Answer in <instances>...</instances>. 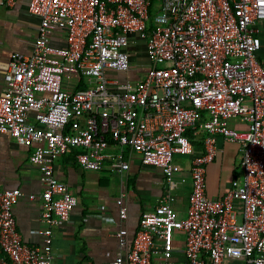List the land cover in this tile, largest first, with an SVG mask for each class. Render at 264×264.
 <instances>
[{"label": "built area", "instance_id": "2783aa9c", "mask_svg": "<svg viewBox=\"0 0 264 264\" xmlns=\"http://www.w3.org/2000/svg\"><path fill=\"white\" fill-rule=\"evenodd\" d=\"M16 1L0 0V8ZM29 10L40 18L38 35L31 55L11 56L0 133L33 149L30 161L45 189L29 199L43 202L47 226L37 232L39 245L25 243L14 214L23 192L0 190V264H53V230L78 204L55 175L56 156L76 148L85 170L115 159L125 171L129 149L170 186L182 170L178 158L192 152L189 131L208 135L204 153L191 162L186 218H177L176 196L167 190L114 264H264V0H31ZM58 32L64 47L53 44ZM140 40L149 67L138 81H120L116 75L132 69L130 48ZM71 79L86 88L70 90ZM234 119L248 130L232 129ZM214 136L239 145L245 173L219 200L206 195ZM176 233L186 236L183 261L173 255ZM127 236L126 229L116 234L122 247Z\"/></svg>", "mask_w": 264, "mask_h": 264}, {"label": "crops", "instance_id": "0c3cea01", "mask_svg": "<svg viewBox=\"0 0 264 264\" xmlns=\"http://www.w3.org/2000/svg\"><path fill=\"white\" fill-rule=\"evenodd\" d=\"M30 3L31 0H17L13 7L0 8V97L5 89L4 78L11 56L15 53L31 55L34 49L41 21L30 12ZM53 44L64 47L65 33L58 32ZM130 53L132 69L126 74L116 75L120 81H138L141 77L139 71L143 68L146 72L149 67L145 42L138 41L130 48ZM83 83L71 79L67 87L70 90L81 89ZM240 122L238 128L247 131L248 124ZM72 123L73 128L81 120ZM188 134L192 139V152L183 159L178 158L182 170L170 186H165L164 175L159 168L143 165L139 155L129 149L124 150V158L130 166L125 171L120 170L115 159L106 160L99 171L85 170L76 159L83 150L76 148L56 156L55 175L68 185L78 204L71 212L69 221L53 230V264H114L118 256L131 247L142 215L154 210L167 190L176 196L174 208L177 218H186L192 192L191 162L204 153V139L208 135L204 131L198 132L196 136L193 131ZM214 139L217 156L207 169L206 195L209 199L219 200L243 182L245 173L239 145L221 136H214ZM117 150L112 146L110 152L116 153ZM32 152L33 149L20 146L11 135L0 133V190H22L23 196L14 214L18 232L25 243L33 246L41 243L37 232L47 225L40 219L43 202L29 199L30 195H39L45 189L43 174L30 161ZM123 208L127 210L126 219H121ZM121 229L128 231L127 247H122L116 237ZM184 252L174 239V258L183 261ZM155 261L160 262V259Z\"/></svg>", "mask_w": 264, "mask_h": 264}, {"label": "rangeland", "instance_id": "374dc122", "mask_svg": "<svg viewBox=\"0 0 264 264\" xmlns=\"http://www.w3.org/2000/svg\"><path fill=\"white\" fill-rule=\"evenodd\" d=\"M153 13L154 14H156L157 13V9H154L153 10ZM152 21H150L149 22V29L150 28H152ZM261 28H262V34H261V37H262V39H263V42H264V25H261ZM143 69V68H142ZM140 70L139 71V74H141V76H143L144 74H145V70ZM139 77V76H138ZM137 77V78H138ZM141 78V77H140ZM139 78V79H140ZM133 80H136V79H133ZM240 119H234V120H231L230 121V127L232 128V129H234L235 131H238V132H242L243 130H241V129H239L238 128V125L241 123L240 121H239ZM240 122V123H239ZM243 122V121H242ZM244 124V123H243ZM181 159H183V158H181ZM175 240H176V242H177V245H178V247L180 248V250H182V251H186V236H185V234L184 233H179L178 235H177V237H175ZM185 253V252H184ZM236 263H239V262H235V263H233V264H236Z\"/></svg>", "mask_w": 264, "mask_h": 264}, {"label": "trees", "instance_id": "16d2710c", "mask_svg": "<svg viewBox=\"0 0 264 264\" xmlns=\"http://www.w3.org/2000/svg\"><path fill=\"white\" fill-rule=\"evenodd\" d=\"M151 19H150V21H152V24H153V17H154V13H153V8L151 9ZM84 88H86V85L85 84H83V87L81 88V89H84ZM72 126H73V123L72 122H70L69 123V125H68V127H67V129H66V132L67 133H69V132H71V128H72ZM187 135H189V134H187ZM191 137V136H190ZM191 139V138H190ZM192 140V139H191ZM74 157H76V155H74Z\"/></svg>", "mask_w": 264, "mask_h": 264}]
</instances>
